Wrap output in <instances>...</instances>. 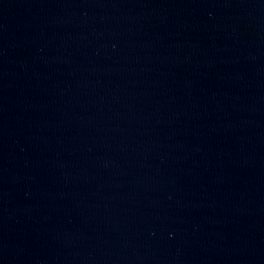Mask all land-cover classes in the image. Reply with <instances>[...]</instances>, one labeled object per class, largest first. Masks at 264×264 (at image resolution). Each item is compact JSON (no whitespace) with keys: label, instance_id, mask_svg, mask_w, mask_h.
<instances>
[{"label":"water","instance_id":"obj_1","mask_svg":"<svg viewBox=\"0 0 264 264\" xmlns=\"http://www.w3.org/2000/svg\"><path fill=\"white\" fill-rule=\"evenodd\" d=\"M0 264H264V0H0Z\"/></svg>","mask_w":264,"mask_h":264}]
</instances>
